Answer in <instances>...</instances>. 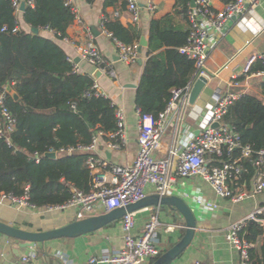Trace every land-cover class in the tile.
<instances>
[{"label": "trees", "instance_id": "1", "mask_svg": "<svg viewBox=\"0 0 264 264\" xmlns=\"http://www.w3.org/2000/svg\"><path fill=\"white\" fill-rule=\"evenodd\" d=\"M23 1L24 21L31 28L50 29L58 38L67 37L75 13L65 0H33V5L30 0ZM120 1L123 2L105 0L104 9ZM190 5V0H176L174 13L151 23L147 60L135 98L136 108L142 113L158 116L170 102L173 90L185 88L193 80L194 62L179 51L190 30L186 16ZM2 26H7L8 31L0 34V92L11 85L20 100L15 101L6 92L16 124L10 143L0 136V195L21 196L28 187L29 201L37 208L63 204L72 196L71 186L85 192L91 190L87 154L57 158L46 154L51 149L89 144L97 130L115 132L116 109L109 97L93 94L95 79L77 72L54 40L20 27L13 0H0ZM17 26L20 29L14 31ZM105 26L119 41L131 45L140 42L141 33L135 28H127L118 21H106ZM258 71L264 72L261 61L252 68V72ZM88 92L92 94L87 96ZM261 93L242 94L224 117L241 133L243 145H249L255 153L264 149V85ZM245 125L253 127L247 129ZM104 138L115 141L107 135ZM36 152L42 156L40 162L31 157ZM245 167L241 181L249 186L257 168L248 162ZM243 234L258 245L251 249L252 264H264V227L249 223Z\"/></svg>", "mask_w": 264, "mask_h": 264}, {"label": "built area", "instance_id": "2", "mask_svg": "<svg viewBox=\"0 0 264 264\" xmlns=\"http://www.w3.org/2000/svg\"><path fill=\"white\" fill-rule=\"evenodd\" d=\"M22 1L13 0L17 14L21 11ZM122 1L125 4V9L131 14L133 22H140L142 9L140 1ZM213 1L195 0V5H190L186 12L190 30L185 45L180 47L179 51L194 62L195 71L192 82L185 88L174 89L170 102L158 116L142 113L137 109L139 149L134 161L117 164L112 163L107 157L97 154L100 140L106 135L115 139V141L107 140L108 146L114 150L124 149L129 142L125 111L112 102L117 117L115 132L106 134L102 130H97L89 144L79 143L49 151L56 152L57 157L87 154L86 164L92 175L91 190L85 192L71 186L72 196L67 202L46 206L41 208L42 210L51 213L63 212L67 215L69 213L73 219H81L135 203L148 194V186H152L155 193L174 194L177 178L196 175L206 180L217 196L237 203L250 195L246 189H238V186L242 184V175L246 170L247 162L253 163L257 168V174L253 177L251 193L257 194L264 191V149L255 153L252 147L243 145L241 133L224 120L229 108L241 96L231 91V88L241 87L244 80L252 75L264 76L262 71L252 72L256 62L264 63V52H253L241 71L233 73L226 80L224 91L217 94L216 102L209 107L205 122L198 134L189 132L179 147L178 145L172 147L167 156L159 157L157 155L164 151L162 138L169 116L175 112H181L183 108L191 104L190 94L196 80L203 76L210 80L213 75H218L210 69L208 62L210 54L218 42V36L225 30L227 22L235 16H244L255 11L261 2V0H232L224 3L221 7H215ZM65 2L66 5L71 6L75 13V20L80 21L74 0H65ZM29 3L33 5L34 1L30 0ZM147 9L155 12L157 10L156 2L150 0ZM106 21V18L103 17L101 21L103 30L112 36L105 26ZM20 27H15L14 31L19 30ZM7 31V26L0 27V34ZM114 41L118 56L123 63L127 65L137 63L140 58L139 44H126L116 38ZM73 44L80 57L100 70L102 74L110 77L117 76L115 69L104 58L93 35L83 42L75 41ZM69 60L75 65L78 72V65L74 58L69 57ZM92 89L95 96L104 95L97 80H95ZM6 92L8 91L5 86V90L0 92V136L5 137L10 143V134L15 130L16 119L7 105ZM91 94V92L86 93L87 96ZM73 108H75V104ZM215 122L219 123L218 127H212ZM237 151L239 154H236ZM31 157L36 162H40L42 158L38 152L32 154ZM28 190L27 187L21 196L2 193L0 198L9 200L20 208L40 209L30 203ZM193 199L201 201L195 196ZM208 204L215 208L218 207L216 203L208 202ZM136 214L137 212L129 213L123 217V248L116 253L105 252L92 256L89 259L90 264H144L161 255L157 236L160 224L158 216L151 215L141 234L135 235L133 230L136 227ZM251 221H256L264 227V205L258 206L248 216L231 223L227 228V240L240 253V264H252L251 249L258 246L257 243L247 240L243 234ZM31 249L22 256L24 262H30L36 258L35 248ZM196 264H200V262H196Z\"/></svg>", "mask_w": 264, "mask_h": 264}, {"label": "crops", "instance_id": "3", "mask_svg": "<svg viewBox=\"0 0 264 264\" xmlns=\"http://www.w3.org/2000/svg\"><path fill=\"white\" fill-rule=\"evenodd\" d=\"M139 1L142 9L138 23L133 22L131 14L121 1L116 6H108L104 9L105 0H95L93 3L87 0H74L80 21L74 20L67 30V37L58 38L56 33L50 29L39 30L40 34L61 46L69 57L74 60L79 59L76 62L78 72L91 75L98 81L104 95L125 111L129 132L128 145L122 150H114L108 146L105 138H101L97 150V154L117 164L133 162L139 149L138 113L135 98L147 60L148 46L143 48L137 63L132 65L123 63L118 56L114 38L103 30L102 18L105 17L110 22L118 21L127 28L137 29L141 37H145L149 44L152 21L174 13L176 2V0H154L157 10L151 12L147 9L150 0ZM213 3L215 7H221L226 2L214 0ZM17 15L21 28L30 31L31 27L24 21L23 12L20 11ZM176 18L180 20L181 16L177 15ZM90 35H93L104 58L115 69L116 77L101 73L98 78H95L94 73L97 68L80 57L73 43L83 42ZM253 52H264V0H261L255 11L236 19L232 18L227 22L225 30L218 36V42L208 62L210 69L218 75H213L194 104L169 116L162 138L164 151L157 153L159 157L167 156L172 147L177 145L179 147L189 132L199 133L209 107L216 102L217 94L224 91L226 80L233 73L241 71ZM140 60L142 63L139 62ZM263 85L264 76L252 75L244 80L241 87H232L231 91L239 95L245 93L261 95ZM253 181L252 179L249 186L245 183L238 186V189H246L250 195L243 201L234 203L217 196L212 186L201 176L177 178L173 193L187 200L198 218V223L191 244L172 264H196V262L200 264H240V253L228 242L226 232L231 223L248 216L258 206L264 205V191L257 194L251 193ZM147 193H155L154 188L148 186ZM194 196L201 201L194 200ZM208 202L216 203L218 207L210 206ZM49 213L51 212H45L41 208H20L9 200L0 198V220L23 229L49 230L74 220L71 214L57 217ZM136 215V227L133 230L135 235L141 234L151 215L158 216L160 224L157 236L161 254L177 243L186 231L183 218L170 214L168 208H145L137 211ZM122 225L123 219L116 222L114 226H108L78 238H65L37 244L34 247L37 256L30 262H24L21 258L31 251V248H22L19 241L0 233V264H90L89 259L92 256L105 252L116 253L123 248ZM152 261L144 264H150Z\"/></svg>", "mask_w": 264, "mask_h": 264}, {"label": "water", "instance_id": "4", "mask_svg": "<svg viewBox=\"0 0 264 264\" xmlns=\"http://www.w3.org/2000/svg\"><path fill=\"white\" fill-rule=\"evenodd\" d=\"M191 5H195V0H191ZM26 9V2L22 1L20 10L24 12ZM236 19L237 17H233ZM40 28L32 27L31 31L33 33H39ZM148 46V41L145 37H141L138 51L142 54L143 48ZM76 59L75 62H78ZM142 63V60L139 61ZM100 70L94 73V77L98 78L100 76ZM209 83L208 78L200 77L194 83L190 94V103L194 104L198 98L201 96L202 92ZM8 93L12 96L15 101L20 100L18 93L12 88L11 85L7 86ZM219 123L215 122L212 127H218ZM246 126V125H245ZM253 125H247L246 128L250 129ZM47 157L57 158L56 152H48ZM145 208H168L170 214L174 216H180L183 218L186 224V231L181 237V239L175 243L170 249L163 252L159 257L154 259L150 264H172L187 247L191 244L196 228H197V216L187 202V200L177 194H159L150 193L147 194L141 200L131 203L127 206L116 208L110 212H105L101 214L91 215L81 219H74L71 222L56 228L41 231H31L23 229L12 224L3 222L0 220V233L4 234L10 238L19 241L22 248H32L37 244H44L48 241L56 240L59 238H78L85 234L93 233L99 231L112 223L118 222L123 219L129 213H134ZM250 223H257L256 221H251ZM22 259V258H21Z\"/></svg>", "mask_w": 264, "mask_h": 264}, {"label": "rangeland", "instance_id": "5", "mask_svg": "<svg viewBox=\"0 0 264 264\" xmlns=\"http://www.w3.org/2000/svg\"><path fill=\"white\" fill-rule=\"evenodd\" d=\"M63 214H65V213H63V212H57V211H55V212H53L52 213V215H56L57 217L59 216V217H62V216H60V215H63ZM69 214V213H68ZM93 214H95V213H93ZM49 215H51V213H49ZM108 227V226H107ZM106 228V227H105ZM62 239H65V238H59V239H56V240H62Z\"/></svg>", "mask_w": 264, "mask_h": 264}]
</instances>
